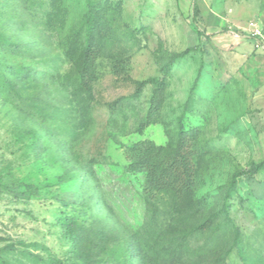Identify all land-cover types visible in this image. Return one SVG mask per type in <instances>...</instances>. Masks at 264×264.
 <instances>
[{"label":"rangeland","instance_id":"obj_1","mask_svg":"<svg viewBox=\"0 0 264 264\" xmlns=\"http://www.w3.org/2000/svg\"><path fill=\"white\" fill-rule=\"evenodd\" d=\"M93 1L111 33L89 95L74 63L88 0H0V264H264V169L228 194L234 172L264 159V46L249 38L264 35V0H196V19L194 0ZM187 48L159 122L141 131L155 86L137 92V81ZM197 78L185 121L199 128L193 193L148 201L127 150L175 148ZM61 215L78 221L76 241Z\"/></svg>","mask_w":264,"mask_h":264},{"label":"trees","instance_id":"obj_2","mask_svg":"<svg viewBox=\"0 0 264 264\" xmlns=\"http://www.w3.org/2000/svg\"><path fill=\"white\" fill-rule=\"evenodd\" d=\"M200 14V8L196 0L193 1V17L196 19ZM229 32L227 28L217 32ZM111 33V23L106 19L103 9L93 0L87 2V13L83 29V38L81 39V50L75 59L76 72L79 78V86L92 94L91 79L94 72V66L97 58L101 53V45L105 36ZM216 33V32H215ZM200 35L208 38L213 33H207L204 29H199ZM255 43L264 46V40L249 36ZM5 46L12 48L14 52L19 51V44L6 40L1 36ZM191 48L181 52L174 53L161 69V77H152L147 80L137 81V92L140 91L147 83H152L155 88L151 98V103L145 117L140 124V130L147 126L159 122L161 106L163 102V92L167 84V76L171 73L174 64L181 58L185 57ZM8 69L17 74L19 79L26 80L33 73L26 66L18 67L11 65ZM198 84L196 79L191 94L187 98L184 111L179 119L178 140L175 148L171 149L165 145H158L151 140H143L130 146L127 155L130 159V167L143 174L144 176V193L148 201L155 200L159 194L173 193L176 197H190L193 193L197 173V162L195 160V141L199 134V128L196 126H186L188 114L193 112L191 107L192 94ZM264 169V159L258 163L252 164L249 168L241 169L232 174L229 193L236 189L238 179L243 176H253ZM223 207L225 216L229 219V211ZM57 223L61 226L65 236L71 241L78 238V221L71 215H61L57 218ZM236 235L239 236L236 228Z\"/></svg>","mask_w":264,"mask_h":264},{"label":"built area","instance_id":"obj_3","mask_svg":"<svg viewBox=\"0 0 264 264\" xmlns=\"http://www.w3.org/2000/svg\"><path fill=\"white\" fill-rule=\"evenodd\" d=\"M252 25H254V24L252 23ZM252 30H253V31H252V36H256V37H259V38H261V39L264 40V35H263V33H262V31H261L260 29H258V28H253ZM256 45H257V46H262V45H260L259 43H256Z\"/></svg>","mask_w":264,"mask_h":264},{"label":"crops","instance_id":"obj_4","mask_svg":"<svg viewBox=\"0 0 264 264\" xmlns=\"http://www.w3.org/2000/svg\"><path fill=\"white\" fill-rule=\"evenodd\" d=\"M254 46L255 47H260V46H257L256 43H254ZM257 52H261V54L259 56L264 58V50H258Z\"/></svg>","mask_w":264,"mask_h":264}]
</instances>
